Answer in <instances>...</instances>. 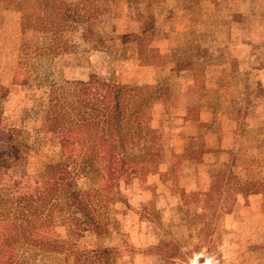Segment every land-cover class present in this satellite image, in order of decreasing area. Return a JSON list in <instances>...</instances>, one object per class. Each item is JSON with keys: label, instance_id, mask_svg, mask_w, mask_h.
Returning <instances> with one entry per match:
<instances>
[{"label": "rangeland", "instance_id": "1", "mask_svg": "<svg viewBox=\"0 0 264 264\" xmlns=\"http://www.w3.org/2000/svg\"><path fill=\"white\" fill-rule=\"evenodd\" d=\"M92 77L141 92L109 184L47 124ZM0 88V264H264V0H0Z\"/></svg>", "mask_w": 264, "mask_h": 264}, {"label": "trees", "instance_id": "2", "mask_svg": "<svg viewBox=\"0 0 264 264\" xmlns=\"http://www.w3.org/2000/svg\"><path fill=\"white\" fill-rule=\"evenodd\" d=\"M76 84L72 93L51 100L47 124L60 135V144L74 166L87 167L92 175H96L99 165L105 167L109 184L118 166L123 168L131 159L124 156L126 145L133 140L125 120L135 110V97L141 92L139 86L113 90L95 77ZM5 92H0V97ZM68 95L75 98L69 99ZM103 191L98 190L99 194ZM20 230L23 237H28L25 229Z\"/></svg>", "mask_w": 264, "mask_h": 264}, {"label": "crops", "instance_id": "3", "mask_svg": "<svg viewBox=\"0 0 264 264\" xmlns=\"http://www.w3.org/2000/svg\"><path fill=\"white\" fill-rule=\"evenodd\" d=\"M157 45H159L160 47H162V43L164 42H171L170 47H176L175 49L178 48V45L174 42V36H157ZM211 39L208 36H204L203 38H201V36H190V41H188L189 44V55L191 50L194 51H198V54L196 55L197 58L196 60H194V62L192 61V64L188 66V68L186 70H188L190 72V74L194 77H199V76H203L208 68H211L213 65L210 62V59L208 58L210 56V54L208 52H205L203 49L206 50V48H204V43L205 42H210ZM166 45V44H165ZM206 45V44H205ZM170 48V49H171ZM174 50V49H173ZM183 51V50H181ZM201 51V52H199ZM183 52H180L179 54L182 55ZM196 61H200V64H195ZM198 67V68H197ZM214 68V67H212Z\"/></svg>", "mask_w": 264, "mask_h": 264}]
</instances>
